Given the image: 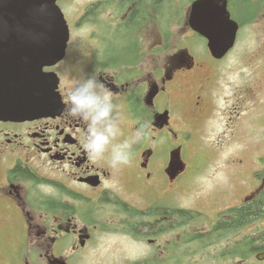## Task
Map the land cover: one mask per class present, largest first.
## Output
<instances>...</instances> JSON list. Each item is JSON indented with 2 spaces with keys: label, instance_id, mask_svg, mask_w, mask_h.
Wrapping results in <instances>:
<instances>
[{
  "label": "flooded vegetation",
  "instance_id": "1",
  "mask_svg": "<svg viewBox=\"0 0 264 264\" xmlns=\"http://www.w3.org/2000/svg\"><path fill=\"white\" fill-rule=\"evenodd\" d=\"M72 2L55 0L69 36L63 59L42 69L57 82L48 115L0 118V264H87L107 250L98 264H264V111L259 155L249 168L231 161L236 179L216 187L209 210L172 202L184 179L206 168L187 146L213 114L219 65L238 53L249 27L260 33L264 89V0H83L71 16ZM201 2L220 33L236 27L220 60L193 28ZM86 74L112 93L120 124L113 144L132 143L128 166L91 159L84 122L65 110ZM252 204L259 214L242 219Z\"/></svg>",
  "mask_w": 264,
  "mask_h": 264
},
{
  "label": "rangeland",
  "instance_id": "2",
  "mask_svg": "<svg viewBox=\"0 0 264 264\" xmlns=\"http://www.w3.org/2000/svg\"><path fill=\"white\" fill-rule=\"evenodd\" d=\"M72 3V8H65L71 16L83 0H73ZM259 34L256 27L247 28L243 40L238 45V53L231 52L219 65L218 82L212 89L213 114L210 119L198 125L195 138L187 146L190 153L205 160L206 168L199 176L193 178L194 182L193 179L189 182V178H185V183L176 189L178 200L172 202H181V207L209 210L208 206L216 187L236 179L235 174H228L229 170H232L231 173L236 170L231 161L234 158L242 159L245 163L243 167L249 168L250 158L259 155V115L264 111V89L259 90L262 68L259 59ZM73 36L79 41L82 36L81 28H77ZM155 62L157 61L153 60V63ZM236 113L240 116L238 120ZM214 152L224 156L207 159L206 156ZM224 174H227L226 177ZM103 252L107 254L109 250ZM103 252H89L92 255L88 256L87 264H98L97 261L102 258Z\"/></svg>",
  "mask_w": 264,
  "mask_h": 264
},
{
  "label": "water",
  "instance_id": "3",
  "mask_svg": "<svg viewBox=\"0 0 264 264\" xmlns=\"http://www.w3.org/2000/svg\"><path fill=\"white\" fill-rule=\"evenodd\" d=\"M205 2L192 7L191 19L199 23L193 28L207 39L211 56L221 59L233 46L236 27L228 35L220 33L224 27H214L201 9ZM67 40L55 0H0V118L48 115L57 82L42 68L62 59Z\"/></svg>",
  "mask_w": 264,
  "mask_h": 264
},
{
  "label": "clouds",
  "instance_id": "4",
  "mask_svg": "<svg viewBox=\"0 0 264 264\" xmlns=\"http://www.w3.org/2000/svg\"><path fill=\"white\" fill-rule=\"evenodd\" d=\"M65 110L71 118L84 122L82 147L91 159H107L112 168L130 165L132 143L113 144L120 135V124L112 93L94 75H84L70 90Z\"/></svg>",
  "mask_w": 264,
  "mask_h": 264
},
{
  "label": "trees",
  "instance_id": "5",
  "mask_svg": "<svg viewBox=\"0 0 264 264\" xmlns=\"http://www.w3.org/2000/svg\"><path fill=\"white\" fill-rule=\"evenodd\" d=\"M136 7L133 10L134 13L136 11ZM258 214H259V207L257 206V204H252L246 207L245 209H243L242 212L240 213V216L242 217V219H248Z\"/></svg>",
  "mask_w": 264,
  "mask_h": 264
}]
</instances>
